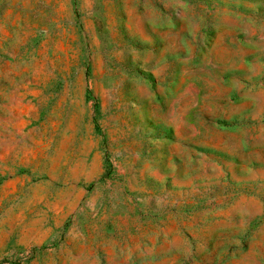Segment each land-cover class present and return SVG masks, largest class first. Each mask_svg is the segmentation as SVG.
<instances>
[{
  "label": "rangeland",
  "instance_id": "1",
  "mask_svg": "<svg viewBox=\"0 0 264 264\" xmlns=\"http://www.w3.org/2000/svg\"><path fill=\"white\" fill-rule=\"evenodd\" d=\"M0 264H264V0H0Z\"/></svg>",
  "mask_w": 264,
  "mask_h": 264
},
{
  "label": "trees",
  "instance_id": "2",
  "mask_svg": "<svg viewBox=\"0 0 264 264\" xmlns=\"http://www.w3.org/2000/svg\"><path fill=\"white\" fill-rule=\"evenodd\" d=\"M87 97H88V99H90V97H91V92L89 89L87 90ZM95 124H96V129L99 131V125L97 124V122Z\"/></svg>",
  "mask_w": 264,
  "mask_h": 264
}]
</instances>
